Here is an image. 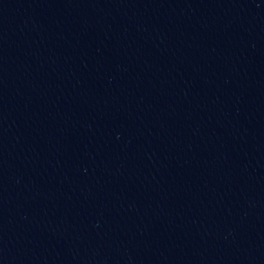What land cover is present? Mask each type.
<instances>
[{"label":"water","instance_id":"obj_1","mask_svg":"<svg viewBox=\"0 0 264 264\" xmlns=\"http://www.w3.org/2000/svg\"><path fill=\"white\" fill-rule=\"evenodd\" d=\"M0 264H264V0H0Z\"/></svg>","mask_w":264,"mask_h":264}]
</instances>
